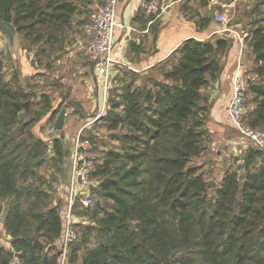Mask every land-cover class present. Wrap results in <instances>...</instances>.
<instances>
[{
  "label": "trees",
  "instance_id": "trees-1",
  "mask_svg": "<svg viewBox=\"0 0 264 264\" xmlns=\"http://www.w3.org/2000/svg\"><path fill=\"white\" fill-rule=\"evenodd\" d=\"M254 1L264 8V0ZM89 4L0 0V22L12 23L18 39L35 46V60L48 61L47 50L57 52L55 45L64 44L73 18ZM255 16L244 25L252 105L245 122L264 130V14ZM228 48L227 39L190 38L143 76L124 71L114 79L97 125L116 145L88 157L94 164L88 191L96 201L83 206L82 193L72 204L78 229L66 264H264V152L247 148L233 156L215 187L203 165L193 163L205 157L211 138L204 90L218 78ZM8 55L0 49V212L9 242L0 245V264L13 258L18 264H61L66 209L53 192L64 150L59 133L44 127L52 128L68 107L76 113H66L64 128L68 120L80 126L75 119L82 111L69 102L53 106L47 92L36 96L11 57L14 68L6 78ZM93 133L84 127L80 137L97 144ZM49 159L53 172L43 176Z\"/></svg>",
  "mask_w": 264,
  "mask_h": 264
},
{
  "label": "crops",
  "instance_id": "crops-1",
  "mask_svg": "<svg viewBox=\"0 0 264 264\" xmlns=\"http://www.w3.org/2000/svg\"><path fill=\"white\" fill-rule=\"evenodd\" d=\"M139 1H117L116 18L124 27L117 29L113 38L112 57L114 62L111 83L114 82V78L121 77L124 71L143 76L150 69L162 63L187 39L192 38L199 41L227 39L229 48L220 58L222 70L218 78L204 90L209 103L206 128L215 137L216 144H223L222 147L226 153H231L234 156L239 155L243 150L241 138L233 127L225 123V109L232 93L233 78L238 74L245 80L248 76L246 71L249 69L247 68L248 50L245 42L247 36H242L247 31L244 24L236 19L238 18L237 0H167L170 6L156 19L155 23H149L151 19L141 9ZM211 8L214 9V15L216 12L222 14L229 12L228 16L225 14L229 22L227 24L216 23L214 16L210 15ZM237 23L240 26H237ZM77 43H79V39H77ZM76 44L74 42L73 46ZM0 49L6 50V39L2 36H0ZM21 53L20 51V55ZM34 53L35 50L26 51L25 59H19L16 64L20 76L23 79L28 78L29 81L35 72H39L35 70L37 66H35ZM77 61L79 62H77V71L80 74L74 77H79L80 80L87 79L86 65L82 63L81 59ZM13 67L14 65L11 64V72ZM92 73L93 84H95L94 80L100 82L103 90L104 85L101 78L95 74L94 70ZM114 75L116 76L114 77ZM100 94L98 91L94 93L90 105H86L85 98L77 96L76 100L83 109L82 118L88 117L86 113L89 111L98 110L97 100ZM95 99L96 101H94ZM70 110L69 107L66 113ZM63 131L64 134H68V129L64 128V125ZM216 153L219 155L218 151ZM222 156L227 159L225 154Z\"/></svg>",
  "mask_w": 264,
  "mask_h": 264
},
{
  "label": "rangeland",
  "instance_id": "rangeland-1",
  "mask_svg": "<svg viewBox=\"0 0 264 264\" xmlns=\"http://www.w3.org/2000/svg\"><path fill=\"white\" fill-rule=\"evenodd\" d=\"M223 1H227V0H223ZM102 2L103 0H90V4L87 6V9H86L87 11L73 18L71 29L68 30L64 34L65 35L64 40L62 41L64 44L55 45L57 52L53 53V51L50 52L49 50H47V52L50 55V58L48 61H46L45 56H41L40 59L36 60L37 62H35V66H37L38 68H36L35 70L43 72V76H36L35 78L32 76V78H30V81H29V83L35 85L34 87L38 90L36 96H39L40 91L48 93L53 106L56 105V106L63 107L64 103L69 102V103L77 104L79 108H81V111L83 109L78 103V101L76 100V98H78L77 97L78 95L82 96V98H85L84 102H86V105H90L92 99L94 98V93L97 91L101 93L100 97H98V100H97L98 110L94 112L89 111V113H86L88 117L86 118L81 117V120L80 118L75 119V121H77L78 123L79 122L81 123L80 126H78V124L76 123L71 124V120H68L67 122L68 134H65L66 138L68 137L67 139L70 141L69 147L71 150V141L78 134V132L82 130L85 126L92 128V132H94L93 136L97 134V139H96L97 144L90 143V146L88 149L90 151L88 153L87 152L84 153L85 156L91 157V158L99 156L101 150L112 147L114 144L116 145L114 141L109 139V132L102 128H98V125H97L99 117L106 110L107 104L105 102V109L101 110L103 106L102 87H101L102 84L94 80V83L96 84L95 85L93 84L91 80V78L93 77V73H92L93 65L84 53L85 38H83V35H82V30L84 26L88 23L87 19H88L89 13L96 6L101 5ZM237 11H238V18L236 19L242 22V24H244L245 26L250 24L251 20H253V18L256 17L255 15H257V13L264 14V8L261 6L259 7L255 6L254 0H237ZM228 13H225V14L228 16L229 15ZM77 39H79V43H77ZM18 40H19V43H18L19 57L17 58V60L19 61V59H25L26 51L30 52L31 50H35L34 49L35 46L29 43L28 41L21 40L20 37ZM74 42L75 44L76 43L77 44L73 46ZM7 47L8 45L6 41V52H8ZM20 51L22 52L21 55H20ZM62 52L63 54H60ZM78 59H81L82 63L86 65V68L88 71L87 79L80 80L79 77H74L75 75L80 74L77 71L78 69L77 60ZM10 63H11L10 55H8L7 57H5L3 61V66L5 69L4 74L6 77H8V75L11 72ZM250 67H251V64L248 62L247 68H250ZM115 76L116 75H114V77ZM113 83L114 82L112 81L110 86H113ZM45 84H53V86L49 87L48 85L45 86ZM107 95H108V90H107ZM94 101H96V99ZM246 105L248 108H251L252 106L250 104L249 95L247 96V99H246ZM88 108L90 109V107ZM66 109H69V107ZM71 111L72 110H70L69 112ZM72 113H76V112L72 111ZM50 128H51L50 126L44 127L46 132ZM45 131L41 134H43L44 138L46 139L47 133H45ZM55 136H58V133H55ZM98 141H104L105 142L104 147L99 145ZM222 145L223 144L221 143L216 144L215 137H213V134H212L208 142V149H207V153L205 157L203 156L200 159H197L195 162H193L194 164L201 163L203 165V169L205 172V178L209 184L212 182L211 185L214 187L218 185V182L221 179L224 169L230 164V162H232L231 158L234 156V155H231V153L230 154L226 153V150L223 149ZM217 151L219 155H217L216 153ZM48 154H49L48 157H50L51 152L48 151ZM222 154H225L227 159H225L222 156ZM69 161H70L69 170L66 169L67 167H65L63 163L62 176L57 175L58 181L54 185L55 190L53 192L54 202L55 203H58V201L61 202V208L64 207V209H66V207L68 206L69 197H70L69 187L67 186L66 180H65V177L68 176L69 171L72 170V161L71 159H69ZM226 161L229 163H227ZM64 162H65V159H64ZM63 168H65V170ZM93 169H94V166H93ZM51 172H53L52 162L49 159L47 163L43 165V168L40 169V174L43 176H48L51 174ZM91 181L94 182V179L92 177H91ZM89 194H90V197H89ZM85 198H89V200L91 199L88 205H91L92 203L96 201L95 194H91V192H89L88 190H87V194L81 197V199L83 200ZM72 217H75V216L72 214ZM1 222H2V214L0 212V245H5L6 247H8L9 245L8 238H7L8 235L2 229ZM72 228L76 234V230L78 229L76 225L72 224ZM64 231H63V236H64ZM11 262H16L18 264L16 258H13Z\"/></svg>",
  "mask_w": 264,
  "mask_h": 264
},
{
  "label": "built area",
  "instance_id": "built-area-1",
  "mask_svg": "<svg viewBox=\"0 0 264 264\" xmlns=\"http://www.w3.org/2000/svg\"><path fill=\"white\" fill-rule=\"evenodd\" d=\"M118 0H103L101 5L96 6L89 13L88 23L82 30L83 38H85L84 53L93 65L94 72L101 78L103 82L102 100L103 106L107 101V90L112 79L113 64V38L115 31L123 28L124 25L116 18V4ZM141 9L148 15L152 16L149 23L158 19L170 6L167 0H140ZM214 21L219 24H227L229 19L225 14L216 12ZM240 26L239 23L236 24ZM242 36H247L243 33ZM247 86L245 80L236 74L232 81V93L230 100L225 109V123L233 127L241 138L244 151L247 148H257L264 152V130L251 127L245 122L248 112L246 105ZM53 127L48 133L53 132ZM81 131V130H80ZM80 131L71 141L70 159L72 161V170L69 178V203L64 212V236L61 245V263L66 261L68 247L75 239V232L72 224V204L76 197L80 194H87V190L92 184L91 172L93 169V161L84 155L89 149L88 140L80 137ZM82 205L87 206L90 202L89 198L80 199Z\"/></svg>",
  "mask_w": 264,
  "mask_h": 264
},
{
  "label": "water",
  "instance_id": "water-1",
  "mask_svg": "<svg viewBox=\"0 0 264 264\" xmlns=\"http://www.w3.org/2000/svg\"><path fill=\"white\" fill-rule=\"evenodd\" d=\"M210 15L214 16V9L211 8ZM0 36L4 37L7 41L8 45V53L10 57L12 58L13 62H17L18 57V35L16 28L14 25L10 22H0ZM66 115V109H61L55 122L53 125V129L55 132L59 133V137L63 143V150H64V166L67 167L66 169L69 170L70 167V141L66 138L64 131H63V125H64V119ZM65 170V168H63ZM71 171V170H70ZM69 171V174L67 177H65L66 184H69V178L71 175V172ZM212 184V182L210 183ZM58 255H61V251L58 253ZM10 264H17L16 262H11ZM61 264H66L65 262Z\"/></svg>",
  "mask_w": 264,
  "mask_h": 264
}]
</instances>
